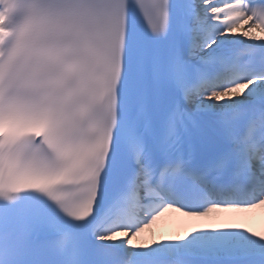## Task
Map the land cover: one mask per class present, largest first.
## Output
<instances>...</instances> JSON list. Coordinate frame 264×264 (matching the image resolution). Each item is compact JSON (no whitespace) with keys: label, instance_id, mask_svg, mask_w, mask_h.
<instances>
[{"label":"snow or ice","instance_id":"6c2138e0","mask_svg":"<svg viewBox=\"0 0 264 264\" xmlns=\"http://www.w3.org/2000/svg\"><path fill=\"white\" fill-rule=\"evenodd\" d=\"M132 7L154 38L167 35L171 0H0V117L24 127L23 139L0 153L4 264H32L29 257L36 250L64 256L69 244L72 264H89L75 225L60 216L85 226L95 216L102 185L117 175L123 186L106 217L110 223L93 230L100 241L126 240L133 247H147L134 245L132 239L142 231L134 221L141 191L144 197L159 199L146 213L149 224L168 210L187 209L182 215L200 219L213 211L264 205V88L245 92L257 81L264 84V72L248 75L256 50L246 49V65L240 64L239 53L205 59V64L215 59L222 66L229 76L224 83H211L201 70L196 80L189 79L180 57L171 59L165 72L158 54L142 52L135 63L142 86L131 91L126 57ZM185 8L191 55L215 42L206 39L213 30L226 36L235 29L243 37L264 41V35H252L254 30L264 33V3L259 0H187ZM260 62L264 64V57ZM164 86L182 98L167 107L157 126L149 87ZM240 97L245 100L235 99ZM205 113L230 148L201 174L192 170L182 145L192 129H199ZM224 177L227 186H213ZM180 185L199 192L200 203H176L172 197ZM26 193L42 194L58 214L27 204ZM223 229L239 228L193 226L191 233ZM242 239L216 233L173 247L188 250L198 244L205 255H231L237 251L234 242Z\"/></svg>","mask_w":264,"mask_h":264},{"label":"bare ground","instance_id":"6f19581e","mask_svg":"<svg viewBox=\"0 0 264 264\" xmlns=\"http://www.w3.org/2000/svg\"><path fill=\"white\" fill-rule=\"evenodd\" d=\"M252 35L256 37L264 35V33L254 30ZM209 40H214L215 42L196 55H191L189 53L190 57L199 60L205 54L216 48L218 43L227 40H240L247 45L264 43V41H258L252 37H243L240 33H236L235 29H233V34L226 36L213 35ZM261 88H264V84L257 81L254 85H250L249 89H246L245 92L246 94L255 93ZM235 99L245 100V97ZM206 103L211 104L213 102L207 101ZM224 103V101L220 102V104ZM113 205L114 203H110L101 215L96 216L91 224L87 226L86 229H83L84 231L82 233H76L79 242L89 244V246L92 247H98L100 251H107L118 255L122 253V255L127 258V262L132 264H140L165 258L196 261L200 257L211 259L214 256L221 259L233 257L237 260L253 257L258 261H264V252H262L264 241L259 240V237L264 236V205L258 204L255 208L213 211L209 216L200 219H192L184 216L182 215V211L176 212L174 210H168L158 215L150 224L147 223L150 216H143V222H146V226L143 222L140 223L144 225L138 223L141 226H137L141 227L142 231L138 236L132 239L134 245H147V247H133L132 245H128L126 240H117L115 242L100 241L93 235V230L97 225H104L105 227L107 223H110V220H106V217H108L109 210L112 209ZM117 210L116 212H118ZM137 220L138 219L134 217V221ZM102 221L105 223L101 224ZM221 224H232L239 229L199 230L191 233L193 226L203 229L206 225L217 227ZM244 228H246L249 233H245L242 230ZM253 232L256 233V237L251 236L250 233ZM216 233H228L234 238L241 237L243 239L239 243L234 242L233 247L237 249V251L231 255H205L201 252L200 245L198 244L191 245L188 250H176L175 247H173L175 245H184L193 237ZM119 235L118 233V236ZM181 236L185 237V240L176 241V238ZM244 249H247V251H244Z\"/></svg>","mask_w":264,"mask_h":264},{"label":"clouds","instance_id":"9594fccd","mask_svg":"<svg viewBox=\"0 0 264 264\" xmlns=\"http://www.w3.org/2000/svg\"><path fill=\"white\" fill-rule=\"evenodd\" d=\"M24 131L22 124L18 123L15 119H4L0 117V153L6 147H14L19 140L23 139L21 135ZM87 211V209H85Z\"/></svg>","mask_w":264,"mask_h":264},{"label":"rangeland","instance_id":"374dc122","mask_svg":"<svg viewBox=\"0 0 264 264\" xmlns=\"http://www.w3.org/2000/svg\"><path fill=\"white\" fill-rule=\"evenodd\" d=\"M144 224L146 225V222H145ZM144 224H141V225H144ZM141 225H140V226H141Z\"/></svg>","mask_w":264,"mask_h":264}]
</instances>
